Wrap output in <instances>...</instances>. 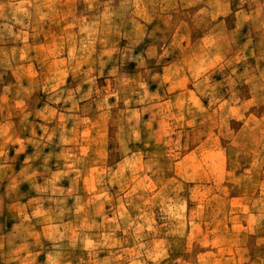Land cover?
Returning a JSON list of instances; mask_svg holds the SVG:
<instances>
[{"label": "clouds", "instance_id": "1", "mask_svg": "<svg viewBox=\"0 0 264 264\" xmlns=\"http://www.w3.org/2000/svg\"><path fill=\"white\" fill-rule=\"evenodd\" d=\"M0 264H264V0H0Z\"/></svg>", "mask_w": 264, "mask_h": 264}]
</instances>
